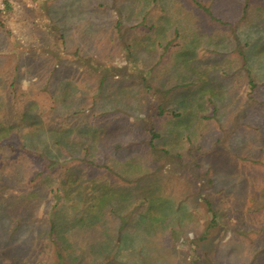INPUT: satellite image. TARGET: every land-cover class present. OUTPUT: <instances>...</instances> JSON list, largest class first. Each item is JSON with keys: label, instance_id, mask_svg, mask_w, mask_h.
Segmentation results:
<instances>
[{"label": "rangeland", "instance_id": "374dc122", "mask_svg": "<svg viewBox=\"0 0 264 264\" xmlns=\"http://www.w3.org/2000/svg\"><path fill=\"white\" fill-rule=\"evenodd\" d=\"M7 3L0 264H264V0ZM93 184L122 215L85 222Z\"/></svg>", "mask_w": 264, "mask_h": 264}, {"label": "trees", "instance_id": "16d2710c", "mask_svg": "<svg viewBox=\"0 0 264 264\" xmlns=\"http://www.w3.org/2000/svg\"><path fill=\"white\" fill-rule=\"evenodd\" d=\"M10 5L8 4V7ZM208 13H210V16L212 15L211 10L207 9L206 10ZM158 116H177L179 115L176 112H166L164 110V108L161 105H158V112H157ZM150 132L152 133V137L154 138V136H156L157 134L151 129ZM99 138L95 137V142L94 144L91 146L93 148V150L95 151V153L97 154V156L100 158L99 154H98V150H99ZM121 148V145H116V149ZM84 151H86L87 153L90 151V146H87L85 144H83L81 141H75L72 142V140L68 139V137L66 138L63 134V162L69 160H77V159H84L85 158V153ZM64 156H66L64 158ZM85 159H91L90 161L92 163H90V165L92 166H96V167H101V168H105L108 171V174H111V158L110 157H106V158H100L98 161L93 160L96 159L92 156L87 157ZM51 166L50 168H55L57 167L58 169V165L57 162H55V160H52L51 162ZM67 170L69 171L67 174L71 175L73 177H77V172L76 170H74L72 167L67 168ZM104 188H102L101 186H95L94 184L90 187L91 190L94 191V193H92V195L90 196L89 199H86L84 201V205H88L87 209H88V219L85 220V222L88 223H92L93 222V226L94 223L95 224H103L105 221H103V216H105L108 212H110L111 214H119L122 215V209H124V207H126V201H125V197L121 196L120 197V203L119 205L115 206L116 208L113 207V202L110 204V201L115 198V196L111 195V192L114 190V188L112 186H108V185H103ZM62 188L58 187L56 189V194L55 197H60V193L63 192V182L61 185ZM128 196V195H127ZM58 201V200H57ZM124 203V206L122 205ZM155 201H151L147 203V207L145 212L143 211H139L140 216H139V221H143L145 220L146 216H148L150 214V212L153 211V209L155 210L154 204ZM110 205H112V209L111 210H106ZM118 208V209H117ZM87 217V216H86ZM85 217V218H86ZM84 221V220H83ZM103 221V222H102ZM149 231H152V228L147 226ZM56 229V223L52 224V229L50 230V232H56V236L59 237V233L55 230ZM146 229V230H147ZM109 241L107 242H102L99 245L93 246L91 248V252L95 253V254H101L104 253V251H107L110 246L108 244ZM73 259H78V258H73Z\"/></svg>", "mask_w": 264, "mask_h": 264}, {"label": "built area", "instance_id": "2783aa9c", "mask_svg": "<svg viewBox=\"0 0 264 264\" xmlns=\"http://www.w3.org/2000/svg\"><path fill=\"white\" fill-rule=\"evenodd\" d=\"M8 8L7 0H0V11L4 12Z\"/></svg>", "mask_w": 264, "mask_h": 264}]
</instances>
